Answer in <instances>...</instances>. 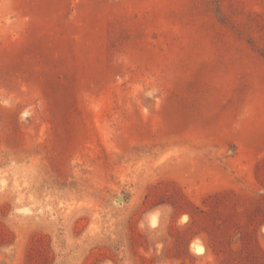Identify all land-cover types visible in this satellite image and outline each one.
I'll return each mask as SVG.
<instances>
[{"label": "rangeland", "instance_id": "obj_1", "mask_svg": "<svg viewBox=\"0 0 264 264\" xmlns=\"http://www.w3.org/2000/svg\"><path fill=\"white\" fill-rule=\"evenodd\" d=\"M252 245L264 0H0V264H254Z\"/></svg>", "mask_w": 264, "mask_h": 264}, {"label": "trees", "instance_id": "obj_2", "mask_svg": "<svg viewBox=\"0 0 264 264\" xmlns=\"http://www.w3.org/2000/svg\"><path fill=\"white\" fill-rule=\"evenodd\" d=\"M249 253L251 254V261L254 264H264V254L256 245H252Z\"/></svg>", "mask_w": 264, "mask_h": 264}, {"label": "bare ground", "instance_id": "obj_3", "mask_svg": "<svg viewBox=\"0 0 264 264\" xmlns=\"http://www.w3.org/2000/svg\"><path fill=\"white\" fill-rule=\"evenodd\" d=\"M193 247H194V246H193ZM193 247H192V248H193ZM197 253L201 254V253H202V249H201V248H198Z\"/></svg>", "mask_w": 264, "mask_h": 264}]
</instances>
